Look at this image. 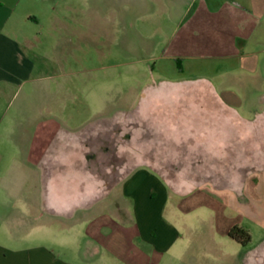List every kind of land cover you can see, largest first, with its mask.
<instances>
[{
    "label": "rangeland",
    "instance_id": "rangeland-1",
    "mask_svg": "<svg viewBox=\"0 0 264 264\" xmlns=\"http://www.w3.org/2000/svg\"><path fill=\"white\" fill-rule=\"evenodd\" d=\"M0 2L1 21L15 24L10 32L25 40L34 34L41 36L35 44L51 53L50 60L41 57V62L36 61L35 79L30 84L39 82L52 90L65 88L59 97L70 102L67 113L74 118L72 122L81 124L64 126L47 119L41 125L36 149L48 146L57 133L73 136L74 141L50 143L75 152L74 167L69 163L61 172L68 179L72 175L85 195L96 192L99 200L112 203L114 214L121 218H129L130 212L121 206L120 183L138 164L161 169L178 185L187 180L186 185L196 187L186 195L174 194L173 199L180 208L178 217L188 221L192 231L184 249L178 244L167 263L250 264L248 254L264 245V187L256 196L243 186L246 200L239 204L235 190L220 187L239 172L248 185L252 184L249 166L240 170L235 164L240 159L234 156H206V150L223 144L207 141L213 132L205 124L217 106L198 93L200 84L188 82L192 70L201 69L202 64L189 67L180 57L173 59L186 51V42L176 36V26H183L190 17L191 0ZM28 10L39 15L37 20L44 26L24 23L23 14ZM178 79H185L181 84L184 94L162 91L177 85ZM22 80L16 82V88L32 92L29 81ZM70 94L75 96L74 102L69 100ZM21 96L17 91L7 100L4 119L13 114L17 120L25 119L15 109ZM224 113L232 117L229 110ZM262 119L257 126L239 125L244 135L256 132L260 136L252 144L258 151L254 160L259 170L264 169V114ZM229 222L243 223L250 229L253 240L248 246L224 233Z\"/></svg>",
    "mask_w": 264,
    "mask_h": 264
},
{
    "label": "crops",
    "instance_id": "crops-1",
    "mask_svg": "<svg viewBox=\"0 0 264 264\" xmlns=\"http://www.w3.org/2000/svg\"><path fill=\"white\" fill-rule=\"evenodd\" d=\"M191 3L187 22L176 26V36L186 42V51L173 59L180 57L189 67L202 64L187 79L200 84L198 93L215 102L218 110L210 112L213 117L205 124L213 132L207 141L223 143L218 149L206 150V156H234L240 159L235 163L240 170L249 166L252 184L248 185L239 172L229 176L228 185L220 187L235 190L240 204L246 200L243 186L256 196L264 187V169L259 170L254 160L258 151L252 149L260 136L256 132L244 135L239 127L243 122L253 127L263 121L264 0ZM23 17L26 24L44 26L33 11L24 12ZM13 27L14 23L0 19V264H168L169 254L178 244L185 247L192 231L188 221L178 217L180 208L173 195H186L196 186L186 185L187 180L178 185L161 169L138 164L120 183L121 206L130 212L129 218H121L108 200H99L96 192L85 195L72 175L65 178L67 174L60 169L69 163L74 167L75 152L50 143L74 141V137L57 133L45 148L36 146L47 119L64 126L74 123L67 113L70 102L59 97L65 88L52 90L39 82L30 84L35 79L36 61L41 62V57L50 60L51 53L35 44L41 36L34 34L25 40L10 32ZM20 79L29 81L32 92L16 88ZM178 80L177 85L162 91L184 94L181 84L185 79ZM17 91L22 96L15 109L25 119L17 120L13 114L6 120L7 100ZM74 98L70 94L69 100L74 102ZM226 110L232 117L225 116ZM234 225L248 230L251 240L242 244L248 246L253 234L243 223L229 222L224 233L229 236ZM262 246L248 254V263L264 264Z\"/></svg>",
    "mask_w": 264,
    "mask_h": 264
},
{
    "label": "trees",
    "instance_id": "trees-1",
    "mask_svg": "<svg viewBox=\"0 0 264 264\" xmlns=\"http://www.w3.org/2000/svg\"><path fill=\"white\" fill-rule=\"evenodd\" d=\"M177 60H179V59H177ZM228 234L230 237L234 238L235 240H237L238 242H240L243 245L248 244L251 240V235L248 232V230H246L245 228L238 226V225L232 226L230 228Z\"/></svg>",
    "mask_w": 264,
    "mask_h": 264
}]
</instances>
